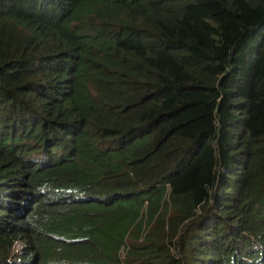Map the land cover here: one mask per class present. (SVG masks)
<instances>
[{
    "label": "trees",
    "instance_id": "1",
    "mask_svg": "<svg viewBox=\"0 0 264 264\" xmlns=\"http://www.w3.org/2000/svg\"><path fill=\"white\" fill-rule=\"evenodd\" d=\"M0 264H264V0H0Z\"/></svg>",
    "mask_w": 264,
    "mask_h": 264
},
{
    "label": "built area",
    "instance_id": "2",
    "mask_svg": "<svg viewBox=\"0 0 264 264\" xmlns=\"http://www.w3.org/2000/svg\"><path fill=\"white\" fill-rule=\"evenodd\" d=\"M16 246H18L17 248H20L21 247L20 244H17Z\"/></svg>",
    "mask_w": 264,
    "mask_h": 264
},
{
    "label": "rangeland",
    "instance_id": "3",
    "mask_svg": "<svg viewBox=\"0 0 264 264\" xmlns=\"http://www.w3.org/2000/svg\"><path fill=\"white\" fill-rule=\"evenodd\" d=\"M16 247H18V246H16Z\"/></svg>",
    "mask_w": 264,
    "mask_h": 264
}]
</instances>
